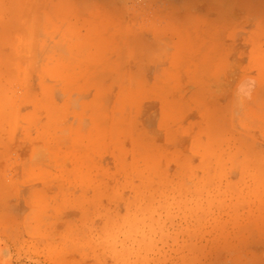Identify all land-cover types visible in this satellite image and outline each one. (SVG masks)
Instances as JSON below:
<instances>
[{"label":"rangeland","instance_id":"374dc122","mask_svg":"<svg viewBox=\"0 0 264 264\" xmlns=\"http://www.w3.org/2000/svg\"><path fill=\"white\" fill-rule=\"evenodd\" d=\"M217 6L0 0V264L260 253L264 12Z\"/></svg>","mask_w":264,"mask_h":264},{"label":"crops","instance_id":"0c3cea01","mask_svg":"<svg viewBox=\"0 0 264 264\" xmlns=\"http://www.w3.org/2000/svg\"><path fill=\"white\" fill-rule=\"evenodd\" d=\"M169 1V0H168ZM179 3L186 4L187 10L195 11V4L200 6V10L218 9L219 4H224L226 10L234 13L233 17L238 22L242 19V13H249L251 17L259 18L260 12H264V0H211L210 4L212 7L208 5V0H170L171 7H177ZM209 6V8L207 7ZM216 6V7H214ZM219 10V9H218ZM263 17V16H261ZM175 26V25H174ZM236 27H242L236 24ZM254 28L259 27L258 24L253 26ZM259 86V85H258ZM260 253H256V255H244L237 257L236 260H231L230 264H264V246L259 247Z\"/></svg>","mask_w":264,"mask_h":264}]
</instances>
